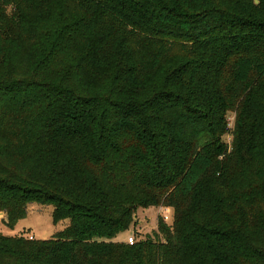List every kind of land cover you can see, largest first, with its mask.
Returning a JSON list of instances; mask_svg holds the SVG:
<instances>
[{"label":"trees","instance_id":"trees-1","mask_svg":"<svg viewBox=\"0 0 264 264\" xmlns=\"http://www.w3.org/2000/svg\"><path fill=\"white\" fill-rule=\"evenodd\" d=\"M33 204L69 226L0 264H264V0H0L5 225Z\"/></svg>","mask_w":264,"mask_h":264},{"label":"rangeland","instance_id":"rangeland-1","mask_svg":"<svg viewBox=\"0 0 264 264\" xmlns=\"http://www.w3.org/2000/svg\"><path fill=\"white\" fill-rule=\"evenodd\" d=\"M256 3V1H255ZM235 114L229 118L230 127L233 129ZM226 143L230 146L232 143L231 136L226 137ZM52 206L30 205L28 215L20 220L15 228L11 229L5 225L4 213L0 214V234L8 237L23 236L34 237L37 241L54 239L59 233L69 226V220H62L57 223L53 219ZM162 218L169 226L174 222V211L172 209L151 208L139 210L136 214V223L131 230L120 235L114 242L125 243L126 239L134 235L138 242L144 241L147 236L158 232V220Z\"/></svg>","mask_w":264,"mask_h":264},{"label":"built area","instance_id":"built-area-1","mask_svg":"<svg viewBox=\"0 0 264 264\" xmlns=\"http://www.w3.org/2000/svg\"><path fill=\"white\" fill-rule=\"evenodd\" d=\"M162 209V208H161ZM30 240H34V237H30ZM126 243L130 246H134L137 243V238L134 235H131L127 238Z\"/></svg>","mask_w":264,"mask_h":264},{"label":"water","instance_id":"water-1","mask_svg":"<svg viewBox=\"0 0 264 264\" xmlns=\"http://www.w3.org/2000/svg\"><path fill=\"white\" fill-rule=\"evenodd\" d=\"M259 2L258 1H256V4H258Z\"/></svg>","mask_w":264,"mask_h":264}]
</instances>
